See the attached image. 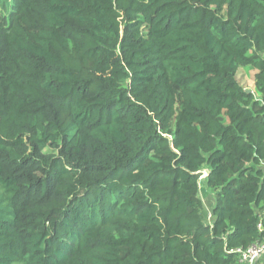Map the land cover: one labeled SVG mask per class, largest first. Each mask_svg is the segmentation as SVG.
I'll list each match as a JSON object with an SVG mask.
<instances>
[{
	"label": "trees",
	"instance_id": "1",
	"mask_svg": "<svg viewBox=\"0 0 264 264\" xmlns=\"http://www.w3.org/2000/svg\"><path fill=\"white\" fill-rule=\"evenodd\" d=\"M256 242L264 0H0V264H235Z\"/></svg>",
	"mask_w": 264,
	"mask_h": 264
},
{
	"label": "rangeland",
	"instance_id": "2",
	"mask_svg": "<svg viewBox=\"0 0 264 264\" xmlns=\"http://www.w3.org/2000/svg\"><path fill=\"white\" fill-rule=\"evenodd\" d=\"M256 71L255 68H252V67H240L238 69V72L236 74V78L237 80L243 85L245 86L246 88H249L251 89V91L255 94V96H259L258 92L256 91L254 85H253V73ZM205 171L206 170H203L202 174L201 175H205ZM201 185H202V188H201V193H202V197H203V200L205 201L206 205L209 204V201H211L212 199V193H208L205 188V184L203 181H201ZM210 214V213H209ZM209 218V217H208Z\"/></svg>",
	"mask_w": 264,
	"mask_h": 264
},
{
	"label": "built area",
	"instance_id": "3",
	"mask_svg": "<svg viewBox=\"0 0 264 264\" xmlns=\"http://www.w3.org/2000/svg\"><path fill=\"white\" fill-rule=\"evenodd\" d=\"M210 217L211 215L209 214ZM236 250L238 251V256L235 264H257V260L264 252V242H256L247 248H237Z\"/></svg>",
	"mask_w": 264,
	"mask_h": 264
},
{
	"label": "crops",
	"instance_id": "4",
	"mask_svg": "<svg viewBox=\"0 0 264 264\" xmlns=\"http://www.w3.org/2000/svg\"><path fill=\"white\" fill-rule=\"evenodd\" d=\"M211 196H212V195H211ZM212 203H213V196H212L211 201H209V204L207 205V208H209V210H210V207L212 206ZM257 264H264V252H263V254L260 256V258L257 260Z\"/></svg>",
	"mask_w": 264,
	"mask_h": 264
},
{
	"label": "water",
	"instance_id": "5",
	"mask_svg": "<svg viewBox=\"0 0 264 264\" xmlns=\"http://www.w3.org/2000/svg\"><path fill=\"white\" fill-rule=\"evenodd\" d=\"M246 91H247V92H251V89H249V88H246Z\"/></svg>",
	"mask_w": 264,
	"mask_h": 264
},
{
	"label": "clouds",
	"instance_id": "6",
	"mask_svg": "<svg viewBox=\"0 0 264 264\" xmlns=\"http://www.w3.org/2000/svg\"><path fill=\"white\" fill-rule=\"evenodd\" d=\"M206 172V171H205ZM204 173V172H203ZM204 176V175H201V177Z\"/></svg>",
	"mask_w": 264,
	"mask_h": 264
}]
</instances>
